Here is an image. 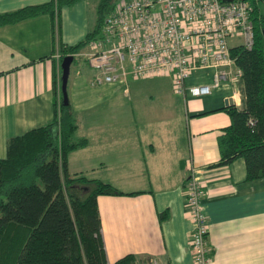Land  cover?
Listing matches in <instances>:
<instances>
[{
	"label": "crops",
	"instance_id": "obj_1",
	"mask_svg": "<svg viewBox=\"0 0 264 264\" xmlns=\"http://www.w3.org/2000/svg\"><path fill=\"white\" fill-rule=\"evenodd\" d=\"M43 1L47 0H0V12ZM62 11L60 37L71 44ZM57 55L48 14L0 26V157L6 155L8 137L51 120L53 75L58 79L61 74ZM212 73V68H198L185 84L209 83ZM93 76L89 83L95 87ZM77 82L69 94L76 121L85 106ZM129 84L130 79L127 90L123 88L125 95L130 93ZM234 92L228 83H221L209 94L185 98L178 94L185 107L184 137L170 132L166 124L171 121L164 115L136 121L96 110L89 135L77 121L75 137H86L88 142L68 154L70 172H88L125 192L140 190L97 196L108 263L133 252L139 264L151 259L158 264H194L193 221L185 201L189 167L194 166L203 184L211 264H264V177L247 180L243 157L214 165L220 156L217 137L230 123L223 107L229 97L239 104ZM165 210L161 219L159 213Z\"/></svg>",
	"mask_w": 264,
	"mask_h": 264
},
{
	"label": "trees",
	"instance_id": "obj_2",
	"mask_svg": "<svg viewBox=\"0 0 264 264\" xmlns=\"http://www.w3.org/2000/svg\"><path fill=\"white\" fill-rule=\"evenodd\" d=\"M76 1L47 0L3 11L0 26L48 14L60 61L66 54L75 58L98 37L104 11L109 13L114 4L107 9L109 0H102L97 6L101 15L97 27L68 44L60 37V12ZM257 2L252 0V47H231V55L242 70L235 86L239 104L223 107L230 123L217 137L220 156L214 163L226 165L243 157L247 180L264 177V15ZM60 84V76L56 79L54 74L51 120L8 137L6 155L0 157V264H139L133 252L108 263L97 196L140 190L125 192L88 172H70L68 154L85 146L88 139L75 137V112L69 101L63 103ZM159 214L163 219L167 211Z\"/></svg>",
	"mask_w": 264,
	"mask_h": 264
},
{
	"label": "built area",
	"instance_id": "obj_3",
	"mask_svg": "<svg viewBox=\"0 0 264 264\" xmlns=\"http://www.w3.org/2000/svg\"><path fill=\"white\" fill-rule=\"evenodd\" d=\"M252 10V0H116L104 16L98 37L88 42L84 53L95 72L91 84L120 82L126 91L130 77L166 74L184 98L209 94L228 83L239 100L235 86L242 70L231 47H252ZM230 38L239 42L231 45ZM203 67L213 69L212 81L186 85V78ZM185 193L193 221L194 264H211L207 215L201 201L203 184L194 166L189 167ZM148 264L158 261L151 259Z\"/></svg>",
	"mask_w": 264,
	"mask_h": 264
},
{
	"label": "rangeland",
	"instance_id": "obj_4",
	"mask_svg": "<svg viewBox=\"0 0 264 264\" xmlns=\"http://www.w3.org/2000/svg\"><path fill=\"white\" fill-rule=\"evenodd\" d=\"M101 1L78 0L63 7L62 25L65 32L69 35V43L82 39L87 32L93 31L97 27L98 19L101 16L97 11V6ZM114 2L116 0H109L107 9H110ZM257 6L259 12L264 15V0H258ZM107 12L108 10L104 11V15ZM98 35L97 33L96 36ZM238 42L237 38H230L229 40L231 45ZM87 51L88 46L85 45L79 51V55L72 61L66 86L69 100L73 81L75 79L78 80V89L82 92L81 96L84 97L82 100L85 102V106L79 110L77 121L85 134L89 135L90 119L93 114L96 110H102L113 111L117 116L133 117L132 119L136 121L143 120V117L158 118L164 115L167 117L166 119L171 121L170 124H166L170 132L174 135L181 134L184 137L185 134L183 133L186 131L184 121L185 107L182 98L173 89L168 75L165 74L162 77L154 78L153 76L147 78L130 77L129 95L123 93L124 85L120 82L92 87L89 80L95 72L88 67L84 60V53ZM169 116L170 118H168ZM130 125L135 126V123Z\"/></svg>",
	"mask_w": 264,
	"mask_h": 264
},
{
	"label": "water",
	"instance_id": "obj_5",
	"mask_svg": "<svg viewBox=\"0 0 264 264\" xmlns=\"http://www.w3.org/2000/svg\"><path fill=\"white\" fill-rule=\"evenodd\" d=\"M74 58L73 54H66L62 60L60 61V68H61V75H60V79H61V84H60V88H61V92H62V101L64 104L68 103V96H67V90H66V86H67V80H68V75H69V70H70V64L72 63ZM233 100L231 97H229L227 99V105L228 104H233Z\"/></svg>",
	"mask_w": 264,
	"mask_h": 264
}]
</instances>
